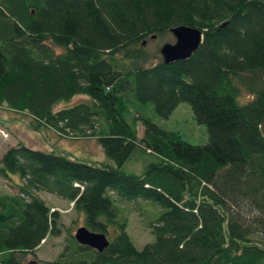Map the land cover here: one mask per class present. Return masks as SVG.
<instances>
[{
  "label": "trees",
  "instance_id": "trees-1",
  "mask_svg": "<svg viewBox=\"0 0 264 264\" xmlns=\"http://www.w3.org/2000/svg\"><path fill=\"white\" fill-rule=\"evenodd\" d=\"M179 25L202 32L198 48L145 65V38ZM76 95L87 98L56 108ZM148 103L160 118L188 103L207 142L159 127ZM0 108L32 130L95 137L113 163L7 148L0 177L20 183L0 198V264H264V0H0ZM138 148L157 161L122 171ZM40 191L82 211L107 247L71 235L54 262L26 260L59 232ZM113 194L163 209L141 249Z\"/></svg>",
  "mask_w": 264,
  "mask_h": 264
},
{
  "label": "rangeland",
  "instance_id": "rangeland-1",
  "mask_svg": "<svg viewBox=\"0 0 264 264\" xmlns=\"http://www.w3.org/2000/svg\"><path fill=\"white\" fill-rule=\"evenodd\" d=\"M174 41L175 38L170 31H166L160 36H148L145 38V42L141 45L143 52L147 54L145 65H152L162 60L160 55L161 46ZM86 98L83 95H76L69 101H62L56 108L68 107L85 101ZM142 109L144 110V116L165 130L175 131L184 141L194 145H202L207 142L206 128L196 122L188 103L178 104L168 118L158 117L154 113L153 105L150 103L144 105ZM29 121L30 118L26 117V115L16 114L5 108H0V129L6 134V137L0 134V158L7 148L14 142L21 140L23 143L30 145L29 147L38 150L53 149L57 154L64 152V154L77 161L86 163L106 161L113 164L104 156L95 137L72 138L59 136L54 131L44 128L40 131H34L29 128ZM135 127L137 136L140 138L143 133V126L138 122ZM157 159L155 154L138 148L123 163L121 170L127 173L140 174L147 164L157 161ZM18 183H20V180L17 175H10L9 178L0 177V198L17 194ZM39 196L46 202L51 211L58 213L59 232L58 234H50L36 248L34 256L26 255L24 257L26 260L34 258L46 262H54L62 257L67 239L74 235L79 227L84 226V213L77 211L71 202L46 191H40ZM112 197L127 216L126 230L133 244L137 249H141L145 243L153 239L148 226L162 213L163 209L150 200L141 198L123 200L116 194H113Z\"/></svg>",
  "mask_w": 264,
  "mask_h": 264
},
{
  "label": "water",
  "instance_id": "water-1",
  "mask_svg": "<svg viewBox=\"0 0 264 264\" xmlns=\"http://www.w3.org/2000/svg\"><path fill=\"white\" fill-rule=\"evenodd\" d=\"M175 38L173 43H165L160 48V55L165 64L188 58L202 41V32L195 27L179 25L170 29ZM74 238L77 243L102 251L108 245V239L102 233L88 230L85 226L79 227Z\"/></svg>",
  "mask_w": 264,
  "mask_h": 264
},
{
  "label": "crops",
  "instance_id": "crops-1",
  "mask_svg": "<svg viewBox=\"0 0 264 264\" xmlns=\"http://www.w3.org/2000/svg\"><path fill=\"white\" fill-rule=\"evenodd\" d=\"M6 126H8V125H6ZM41 130V129H40ZM40 130H34V131H40ZM46 130H48V129H46ZM51 130V129H50ZM52 131H54V130H52ZM55 132V131H54ZM56 133V132H55ZM57 134V133H56ZM57 135H59V134H57ZM59 136H61V135H59ZM58 137V136H57ZM18 142H22V141H20V140H18V141H16V142H14V144H12V145H15V144H17ZM11 145V146H12ZM27 146H30V145H28V144H26ZM44 151L46 150L47 152H55L53 149H51V150H47V149H43Z\"/></svg>",
  "mask_w": 264,
  "mask_h": 264
},
{
  "label": "built area",
  "instance_id": "built-area-1",
  "mask_svg": "<svg viewBox=\"0 0 264 264\" xmlns=\"http://www.w3.org/2000/svg\"><path fill=\"white\" fill-rule=\"evenodd\" d=\"M1 135L6 136V134L3 131H0Z\"/></svg>",
  "mask_w": 264,
  "mask_h": 264
}]
</instances>
